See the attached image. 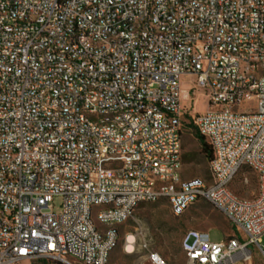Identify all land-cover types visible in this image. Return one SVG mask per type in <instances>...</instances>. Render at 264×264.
<instances>
[{"label":"built area","instance_id":"built-area-1","mask_svg":"<svg viewBox=\"0 0 264 264\" xmlns=\"http://www.w3.org/2000/svg\"><path fill=\"white\" fill-rule=\"evenodd\" d=\"M174 9L182 25L161 31ZM120 22L127 37H117ZM63 38L70 49L53 52ZM247 56L264 62V0H0V264H75L68 254L108 264L134 201L161 198L174 215L207 200L243 232L220 242L188 232L186 264H254L252 245L264 263V71L249 73ZM183 78L188 96L203 93L205 111L192 97L185 110ZM56 103L71 111L52 114ZM88 112L119 113L127 134L90 123ZM185 123L212 148V181L156 187L160 175L182 178L174 156L183 161ZM248 164L259 169L258 191L238 202L232 187L249 182ZM96 201H117V210L97 213ZM108 221L118 228L105 232ZM136 243L127 234L124 250ZM147 259L169 264L150 249Z\"/></svg>","mask_w":264,"mask_h":264},{"label":"rangeland","instance_id":"rangeland-1","mask_svg":"<svg viewBox=\"0 0 264 264\" xmlns=\"http://www.w3.org/2000/svg\"><path fill=\"white\" fill-rule=\"evenodd\" d=\"M182 83L186 96L183 99L185 110L191 109L193 101L194 110L205 111L207 104L203 93H191L188 96V79L183 78ZM243 172L248 175L249 182L242 185L238 180L232 188L237 194L250 198L258 191V177L250 168L244 169ZM182 178H201L208 183L212 181L209 160L201 152L195 131L191 129H184ZM61 203L62 199L57 197L54 201L56 212L61 211ZM192 230L209 231L211 240L215 242L224 241L234 234L243 237V232L232 225L229 219L207 200L201 199L183 214L174 215L168 200L161 198L155 202L141 203L135 208L130 218L120 227V242L114 248L108 264H150L147 259L148 249L158 252L169 264H185L183 240ZM127 234H133L137 239L135 250L131 253L124 250ZM262 240L264 243V237ZM250 248L254 252V264H264L256 247L252 245ZM49 263L54 264L46 261L35 264ZM75 264L82 263L76 261ZM236 264L245 263L238 261Z\"/></svg>","mask_w":264,"mask_h":264},{"label":"bare ground","instance_id":"bare-ground-1","mask_svg":"<svg viewBox=\"0 0 264 264\" xmlns=\"http://www.w3.org/2000/svg\"><path fill=\"white\" fill-rule=\"evenodd\" d=\"M183 11L182 9H174L173 14H168V18L162 19L161 31H168V28L180 27L182 25ZM145 18H134V26H144ZM152 34H160V27H152ZM128 36V22H120V29L117 30V37H127ZM70 49V38H63L61 43L53 44V52H63ZM248 64H256L249 66V73H259V71H264L263 57L259 56H247ZM58 70L61 72H71L72 63L67 59L58 60ZM78 91H82V101L81 108H89L90 99V84L82 83L78 84ZM186 96L183 95V99ZM71 103H56L52 105V114H61V112H70ZM78 118H87V111H78ZM88 119L90 123H96V126H104V122L107 123V131H117V137H125L127 134V127H120L119 129V113L104 112V119H98L97 112H88ZM103 159H110V151H103ZM174 163L177 164V171L182 172L183 161L181 162V156H174ZM248 168L253 170L258 177L259 183V169H257L255 164H248ZM184 186L185 179L175 178L174 175H160L155 179L156 187L164 186ZM236 198L238 202H248L250 198L241 196L236 193ZM158 200H151L155 202ZM148 202V200L134 201V208L139 204ZM191 206H186V210ZM97 213H107V210H117V201H106L103 205V201H96ZM118 228V221H108L105 224V232H112ZM194 232H205L203 230H194ZM133 235V234H130ZM115 247H110L108 250V260H110L111 254ZM183 250L188 254V246L183 243ZM68 261H79L84 264V258H76V254H68ZM185 262V264H186ZM12 264H21V262H12ZM22 264H35L34 262H24ZM50 264V263H49Z\"/></svg>","mask_w":264,"mask_h":264},{"label":"trees","instance_id":"trees-1","mask_svg":"<svg viewBox=\"0 0 264 264\" xmlns=\"http://www.w3.org/2000/svg\"><path fill=\"white\" fill-rule=\"evenodd\" d=\"M185 129H190V125L185 123ZM195 131V137L201 146V152L205 155V157L210 161L213 155L212 148L210 144L206 141V139L199 134V132Z\"/></svg>","mask_w":264,"mask_h":264}]
</instances>
